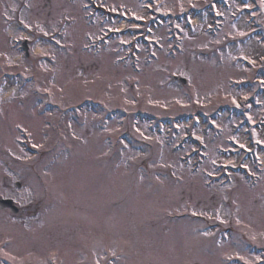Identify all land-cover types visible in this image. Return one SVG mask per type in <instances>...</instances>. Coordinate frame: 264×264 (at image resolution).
Listing matches in <instances>:
<instances>
[{"label":"rangeland","instance_id":"374dc122","mask_svg":"<svg viewBox=\"0 0 264 264\" xmlns=\"http://www.w3.org/2000/svg\"><path fill=\"white\" fill-rule=\"evenodd\" d=\"M103 1L130 17L120 28L134 26L165 50L146 63L144 49L151 47L138 43L140 73L118 62L132 52L118 42L85 50L109 25L100 18L87 25L83 3L0 0V199L13 198L24 212L13 218L0 211V264H264V171L256 186L240 175L225 186L206 177L220 173L222 164L253 163L250 137L264 142V126L248 135L249 126L242 127L244 120L264 123V101L232 121L221 109L237 105L239 95L253 97L264 83V42L253 34L264 29V8L255 20L240 13L260 0H224L228 10L216 5L230 14L217 37L205 29L207 11L192 18L200 23L192 31L180 24L183 42L175 56L165 54L172 49L169 26L151 24L154 16L140 0ZM215 1L160 0L153 9L181 15ZM14 39L28 42V58L20 44L12 47ZM6 73H22L32 84L20 90ZM239 79L257 89L236 90L232 81ZM80 105L85 108L74 111ZM111 110L120 112L114 120L107 118ZM214 113L210 122L222 130L216 139L201 116ZM141 114L156 121L197 118L159 134ZM188 128L208 146L194 174L179 159L184 152H172ZM26 137L42 145L40 156L17 145ZM229 138L243 148L223 155L218 150L231 147ZM256 149L254 163L263 161Z\"/></svg>","mask_w":264,"mask_h":264},{"label":"snow or ice","instance_id":"6c2138e0","mask_svg":"<svg viewBox=\"0 0 264 264\" xmlns=\"http://www.w3.org/2000/svg\"><path fill=\"white\" fill-rule=\"evenodd\" d=\"M261 6L264 7V0H261Z\"/></svg>","mask_w":264,"mask_h":264},{"label":"bare ground","instance_id":"6f19581e","mask_svg":"<svg viewBox=\"0 0 264 264\" xmlns=\"http://www.w3.org/2000/svg\"><path fill=\"white\" fill-rule=\"evenodd\" d=\"M194 24H195V25H197V24H198L197 20H196V22H194Z\"/></svg>","mask_w":264,"mask_h":264}]
</instances>
